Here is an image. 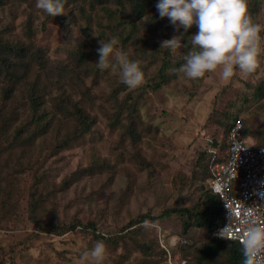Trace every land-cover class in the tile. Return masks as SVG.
I'll list each match as a JSON object with an SVG mask.
<instances>
[{
    "label": "rangeland",
    "instance_id": "rangeland-1",
    "mask_svg": "<svg viewBox=\"0 0 264 264\" xmlns=\"http://www.w3.org/2000/svg\"><path fill=\"white\" fill-rule=\"evenodd\" d=\"M227 2L238 25L253 6L259 31L248 36L220 18L193 29L203 15L218 10L211 0H156L149 16L160 12L165 19L159 23L154 15L155 21L139 29L130 23V0H122L123 5L113 0H8L0 7V51L16 60L25 48V60L15 63V72L25 74L20 70L28 61L26 82L37 79L47 85L48 94L37 97L40 124L49 125L32 143L23 142L38 126L22 78L3 106L17 123L7 140L0 138V149L6 148L0 155V264H219L209 256L197 257L199 244L210 237L207 227L195 224L184 234V220L177 215L150 217L168 208L197 206L208 182L199 170L205 163L200 153L226 149L229 112L248 114L243 137L249 145L264 141V95L243 103L260 84L264 87V0ZM190 28L187 39L197 42L199 54L168 48ZM142 41L149 54L137 51ZM37 47L55 68L79 72L77 86L61 91L51 77L47 81L42 63L31 55ZM82 51L92 53L86 62L78 58ZM3 79L1 87L7 83ZM241 104L243 109L236 108ZM77 108L91 128L52 153L83 125ZM22 125L19 146L13 145L14 131ZM30 157L42 165L39 171L50 183L34 186L38 195L49 194L43 207L50 212L40 209L48 222L44 228L29 217ZM82 169V178L76 175L62 189L64 179H74L73 172ZM51 220L62 223L57 227L62 232L48 229Z\"/></svg>",
    "mask_w": 264,
    "mask_h": 264
},
{
    "label": "trees",
    "instance_id": "trees-1",
    "mask_svg": "<svg viewBox=\"0 0 264 264\" xmlns=\"http://www.w3.org/2000/svg\"><path fill=\"white\" fill-rule=\"evenodd\" d=\"M8 0H0V7L5 5L7 3ZM115 2H118L120 4H122V0H113ZM215 7L218 8V10L216 11H212L210 13H207L205 15H203L200 19L197 20L196 25H194L193 29L196 26H199L200 24H205L210 22L212 19L214 18H220L226 25H230L231 27H233L236 30L242 31L245 34L247 33V35L249 36V34H254V32L259 31L258 26H257V22H256V15L254 14V9L253 6H251L250 8L247 9V14L246 16H244L242 18V21L238 24H236L235 22H232L231 17L233 14V10L230 7V5L228 4L227 0H211ZM247 2V0H244V2ZM99 3H105V0H98ZM131 2V16L129 17L130 19V23L133 24L132 26L136 29H139V27L143 26L146 27L148 25V23H151L152 21H155L152 19V16H154V18H159L160 20L159 23L162 22V20L165 19V17L163 16V14H161L160 12H156L154 15H150L149 9L152 5H154V3H156V0H130ZM242 2V0H241ZM248 3V2H247ZM123 5V4H122ZM147 16V18L149 20H145L144 18ZM146 18V19H147ZM151 19V20H150ZM129 22V21H128ZM238 29H237V28ZM192 33V29L190 28L187 32H185V34L183 35L182 40L180 41H175L172 44H170V46L168 48L170 49H176L177 47H183L184 48V52H186V54H190V52L192 53V56L195 57L196 54H199V49L197 48V46H199L197 44V42H194V40H188V36L189 34ZM124 41L128 42L130 40V35L126 36L125 38H123ZM5 43V42H4ZM127 45V43L125 44V46ZM2 46H5L6 48H8L10 45V43H5ZM13 47V46H12ZM24 48V47H23ZM0 49H1V45H0ZM17 50L19 49L16 48ZM25 49V48H24ZM22 49V51L20 52L21 55H19V58L17 57L16 60L13 59H9L6 58L5 56V52L4 54H2V50L0 51V77H3L5 79H3L4 82H7L4 86L1 87L0 85V138L4 135L5 139L7 140V138L9 137V134L11 133V127L16 126L15 124L17 123L16 118H14L13 116H8V112L7 110H5V108L3 107L6 103V101H9L12 93L14 92L15 88H13L16 84H18L21 79H24V83L26 85H28V89H29V94H30V100H31V105L34 107L33 110V115H32V122L36 123L35 126H38V130L32 132V133H27V136L24 137L23 142H28V143H32L36 137L43 135L44 131L46 128L49 127V125H47L46 123L40 124V122L43 119V111L42 114H39V96H45V94H48V92H46V88L47 85L41 81H38L37 79L35 81H31V82H26V73L29 70V62L25 61L23 67L21 68V72H24L25 74H21V76H18V74L15 72L16 71V62L19 59H23L25 60L24 57V53L25 50ZM33 49V48H32ZM35 51H33V53H31L32 58H35L37 56V59L42 63L41 67L42 69H45V79L47 81H49L48 77H51V81L52 83L57 84L58 90L61 91H65L70 85L71 86H77L74 85L75 84V78H79V72L77 74L74 73V71L69 70L67 68H65V70L63 71L60 66L56 65V68L53 66V62L52 63H47V61L45 59H43V55L45 54L44 50L42 48H35ZM106 50H104L105 52ZM137 51L139 53H145V54H149L147 45L145 44L144 41H142L137 48ZM170 51V50H169ZM169 51L167 50L165 53L169 54ZM19 53V50L17 51ZM158 52V50H157ZM91 52H87V51H82V53L78 56V58L82 61V62H86L88 60V57L91 56ZM137 54V53H136ZM102 55V53H101ZM165 63H163L159 69L160 75L161 77L164 76V71L169 63V60L166 59L164 60ZM69 67V66H68ZM94 71V68H89L88 73H92ZM15 84V85H14ZM263 84V83H262ZM260 84L257 88V91L255 93H253V95L251 96H246L244 98L243 103L247 102L248 99L250 98H259L261 96L264 95V87L263 85ZM124 85V84H122ZM157 87H160V84L157 83ZM119 89H121V85L120 83H117L116 86V91H118ZM45 91V92H44ZM41 93L38 97L37 94ZM4 102V103H3ZM3 103V105H2ZM244 105V104H243ZM238 105V109H243V106ZM61 107L59 106V109ZM78 111H80V114L82 116L81 119V123H83V125L79 126L74 134V136H70L68 139L62 138L60 144L57 145V148L52 147V153H57L58 150H61L63 148L68 147L69 142L74 141L76 139H78L81 135L85 134L90 128H91V122L88 119L87 115L85 116L82 113V109L77 108ZM232 112H229L227 117V122H228V126L226 129L227 132V140H228V132H229V127L231 126L233 120L240 116L239 114H235L234 116H231ZM233 117V118H231ZM247 117L248 114H246L245 116H242V121H243V135L247 134V128L249 126V123L247 121ZM247 127V128H246ZM16 128V127H15ZM24 128L22 125V128H16V130L14 131L13 134V139L17 142L12 143L13 145H18L16 143H18L21 135L24 133ZM37 137V138H38ZM263 142V141H262ZM216 142H214L212 140V144H215ZM218 145V143H216ZM259 145V144H258ZM19 146V145H18ZM215 146V145H214ZM211 150H216V152H208L204 151L202 153H200L199 158H201V160H203L205 163L204 165H201L199 167L200 171L204 170V178H206L208 180V178L211 176L210 174V164L211 162L213 163V161H222L226 158L227 153H228V144L227 147L224 151H222L221 149H215L212 148ZM210 150V151H211ZM3 151H6V148H3L2 150L0 149V155ZM209 154V156H208ZM205 156H208V161H205ZM42 165H40L38 163V160H34L32 157L28 158V163H27V168L28 170H32L33 171V182H32V186H33V190L30 192V198H29V207H28V211H29V217L30 219L36 224L38 225L40 228H44V226H42L43 222L44 223H48L46 221H43V214L42 211H40V209H47L49 212V208H44V202L47 201L49 199V194L48 195H44L42 196L41 194H37V189L35 187H37L38 185H50L49 180L47 178L46 172H40L39 168ZM204 166V167H203ZM201 168V169H200ZM86 172V169H82V170H76L75 172H73V177H75L72 180L69 179H64L63 183L60 184L62 185V189H67L69 187L70 182L72 181L74 182L77 178H82L83 173ZM0 173H1V166H0ZM77 175V178H76ZM35 186V187H34ZM53 186V185H52ZM172 215H177L179 218L184 220V226H183V232L184 234L188 231V229L190 227H192L195 224H198L199 226H205L208 228V231L210 233V237L207 239V241L199 244L200 246V250L197 254V257L199 259H206L207 256H209L212 261L215 262H219V264H252L249 253L245 250V248L243 247L242 244H240L238 241L236 240H229L226 239L224 237H220V236H215L213 235V233L223 224L224 221V210L222 207V204L219 200V197L217 194H215L214 192H212V190L209 187V184L207 182V184L205 185V189L204 192L202 193L201 197H200V201L197 204V206L194 207H188V206H183V207H173V208H168L165 211H163L161 214H159L158 216H151L150 218H152L153 220L156 219H161V218H168ZM146 217V215H142V219ZM56 221L51 220V224L48 226V229L50 231H54V232H62V230L58 231L57 227L59 225H62V223L60 224H55ZM93 227V230L95 231V224L93 222H91L89 224V226ZM71 226V228L75 229L76 225H72L70 224L68 226V228ZM88 226V225H87ZM52 227V229H51ZM62 227V226H61ZM184 245V243L182 244ZM184 246H189V244H185ZM148 254V253H146ZM196 257L197 263H199V259Z\"/></svg>",
    "mask_w": 264,
    "mask_h": 264
},
{
    "label": "built area",
    "instance_id": "built-area-1",
    "mask_svg": "<svg viewBox=\"0 0 264 264\" xmlns=\"http://www.w3.org/2000/svg\"><path fill=\"white\" fill-rule=\"evenodd\" d=\"M242 130L238 116L229 127L226 158L210 164L208 184L224 210L213 235L238 241L252 264H264V141L251 146Z\"/></svg>",
    "mask_w": 264,
    "mask_h": 264
}]
</instances>
